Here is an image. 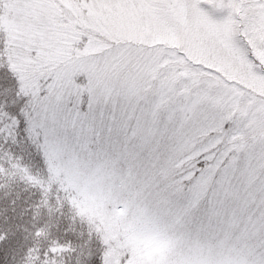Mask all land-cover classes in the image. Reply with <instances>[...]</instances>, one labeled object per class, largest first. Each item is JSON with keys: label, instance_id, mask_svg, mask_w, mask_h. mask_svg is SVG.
<instances>
[{"label": "rangeland", "instance_id": "rangeland-1", "mask_svg": "<svg viewBox=\"0 0 264 264\" xmlns=\"http://www.w3.org/2000/svg\"><path fill=\"white\" fill-rule=\"evenodd\" d=\"M0 33V151L38 150L103 264H264V0H0Z\"/></svg>", "mask_w": 264, "mask_h": 264}, {"label": "trees", "instance_id": "trees-1", "mask_svg": "<svg viewBox=\"0 0 264 264\" xmlns=\"http://www.w3.org/2000/svg\"><path fill=\"white\" fill-rule=\"evenodd\" d=\"M10 81L0 62V87ZM18 135L0 151V264H103L98 220L75 192L48 185L43 158Z\"/></svg>", "mask_w": 264, "mask_h": 264}, {"label": "snow or ice", "instance_id": "snow-or-ice-1", "mask_svg": "<svg viewBox=\"0 0 264 264\" xmlns=\"http://www.w3.org/2000/svg\"><path fill=\"white\" fill-rule=\"evenodd\" d=\"M95 133L101 144L108 142L113 146L121 144L125 135L124 130L114 126L103 112L98 117Z\"/></svg>", "mask_w": 264, "mask_h": 264}]
</instances>
